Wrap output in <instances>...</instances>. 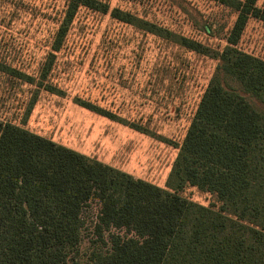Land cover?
<instances>
[{
	"label": "trees",
	"instance_id": "1",
	"mask_svg": "<svg viewBox=\"0 0 264 264\" xmlns=\"http://www.w3.org/2000/svg\"><path fill=\"white\" fill-rule=\"evenodd\" d=\"M63 1L38 79L4 64L0 71L63 95L48 75L82 8L214 59L217 66L175 144L166 189L0 120V264H69L82 243L84 211L92 206L101 245L85 264H264V60L237 47L250 19L264 23L258 0H208L237 12L225 45L216 50L110 9L103 0ZM74 102L128 124L89 101ZM186 186L212 194L218 206L182 197Z\"/></svg>",
	"mask_w": 264,
	"mask_h": 264
},
{
	"label": "rangeland",
	"instance_id": "2",
	"mask_svg": "<svg viewBox=\"0 0 264 264\" xmlns=\"http://www.w3.org/2000/svg\"><path fill=\"white\" fill-rule=\"evenodd\" d=\"M103 1L215 50L225 45L237 16L208 0ZM63 6V0H0V64L38 79ZM256 6L264 10V0ZM237 47L264 60V23L250 19ZM216 66L214 59L82 8L48 75L64 94L38 90L36 83L0 71V120L166 189L175 144L182 142ZM75 98L128 124L81 108ZM179 194L202 206H218L215 196L196 187L186 186ZM96 214L94 206L84 211L82 243L69 264H85L92 251H99Z\"/></svg>",
	"mask_w": 264,
	"mask_h": 264
}]
</instances>
